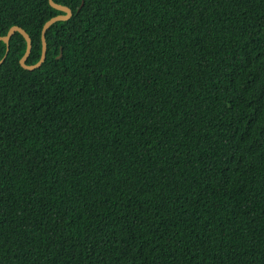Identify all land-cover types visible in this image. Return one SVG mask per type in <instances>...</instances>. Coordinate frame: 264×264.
Here are the masks:
<instances>
[{
    "label": "trees",
    "instance_id": "obj_1",
    "mask_svg": "<svg viewBox=\"0 0 264 264\" xmlns=\"http://www.w3.org/2000/svg\"><path fill=\"white\" fill-rule=\"evenodd\" d=\"M52 1L40 67L0 41V264H264V0Z\"/></svg>",
    "mask_w": 264,
    "mask_h": 264
},
{
    "label": "water",
    "instance_id": "obj_2",
    "mask_svg": "<svg viewBox=\"0 0 264 264\" xmlns=\"http://www.w3.org/2000/svg\"><path fill=\"white\" fill-rule=\"evenodd\" d=\"M48 2H49L51 7L62 12V14H59L57 16L52 17L47 22H45V24L43 25V27L41 29V54H40V59L37 63L32 64V65H27L25 63L29 54H30L32 45H31L30 37L27 35V33L23 29H21L20 27H17V26H13L10 28V30L8 31V33L5 36L0 37V41H3L7 44L9 39L11 38V36L13 34L19 33L20 35L23 36V38L26 42V49H25L24 55L19 60V64L23 69L33 70V69L41 66V64L44 62L45 56H46V40H45L46 30L55 22L65 21V20L69 19L71 14H72L71 10L69 8L55 4L52 0H48ZM58 58H59V56H58Z\"/></svg>",
    "mask_w": 264,
    "mask_h": 264
}]
</instances>
